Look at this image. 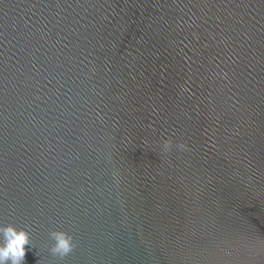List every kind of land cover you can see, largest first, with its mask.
<instances>
[{"label":"water","instance_id":"water-1","mask_svg":"<svg viewBox=\"0 0 264 264\" xmlns=\"http://www.w3.org/2000/svg\"><path fill=\"white\" fill-rule=\"evenodd\" d=\"M8 224L23 264H264V0H0Z\"/></svg>","mask_w":264,"mask_h":264},{"label":"clouds","instance_id":"clouds-1","mask_svg":"<svg viewBox=\"0 0 264 264\" xmlns=\"http://www.w3.org/2000/svg\"><path fill=\"white\" fill-rule=\"evenodd\" d=\"M50 238L54 241L50 249L53 255L63 257L72 250V237L67 233L52 231ZM25 245H30L29 233L26 230L17 229L12 224L0 225V264H23Z\"/></svg>","mask_w":264,"mask_h":264}]
</instances>
